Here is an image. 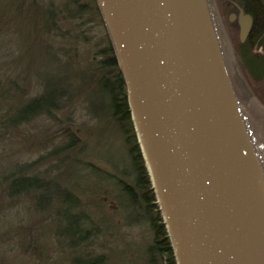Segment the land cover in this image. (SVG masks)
Masks as SVG:
<instances>
[{
    "label": "trees",
    "instance_id": "16d2710c",
    "mask_svg": "<svg viewBox=\"0 0 264 264\" xmlns=\"http://www.w3.org/2000/svg\"><path fill=\"white\" fill-rule=\"evenodd\" d=\"M206 1L209 10H218L230 40L233 77L264 122V50H254L264 42V0H233L252 21L243 43L237 40V26L226 22L225 0ZM4 3L0 19H8L17 50L7 60L9 72L0 73V132L38 120L41 148L50 147L39 159L45 172L32 173L30 163L0 177V187L5 184L3 200L10 205L16 201L24 210L27 228L18 247L31 262H46L48 240L50 246L71 252L68 264H107V258L95 250L103 246V231H108V227L101 230L96 216H103L107 205L122 225L147 229L141 264H174L131 126L125 85L96 1ZM78 116L87 123H79ZM84 134L106 147H99L98 155L110 164L109 170L83 156ZM107 138L120 142L124 157L114 154ZM79 187L99 196L105 205L96 202L86 210L76 194Z\"/></svg>",
    "mask_w": 264,
    "mask_h": 264
},
{
    "label": "water",
    "instance_id": "95a60500",
    "mask_svg": "<svg viewBox=\"0 0 264 264\" xmlns=\"http://www.w3.org/2000/svg\"><path fill=\"white\" fill-rule=\"evenodd\" d=\"M95 1L174 264H264V216L221 128L217 75L184 1ZM234 8L243 43L252 21Z\"/></svg>",
    "mask_w": 264,
    "mask_h": 264
},
{
    "label": "rangeland",
    "instance_id": "374dc122",
    "mask_svg": "<svg viewBox=\"0 0 264 264\" xmlns=\"http://www.w3.org/2000/svg\"><path fill=\"white\" fill-rule=\"evenodd\" d=\"M3 4L4 0H0ZM213 1V0H212ZM210 1V3H212ZM209 16L211 18L216 42L219 48V53L222 59L225 72L228 80L234 89H232L237 108L239 109L242 121L245 125L246 132L248 134V140L257 161L260 170L264 174V122L262 118H258L259 114L251 103L247 102L244 98L242 91L232 77L233 73V59L231 54L232 48L230 47L228 36L223 25V21L219 16L216 8L209 10L207 1L205 0ZM209 3V4H210ZM5 4V3H4ZM212 5H215L214 2ZM7 18L0 19L2 29L0 30V73L9 72V65L7 67V60L11 54L13 56L17 48L14 46L12 36L9 30V21ZM221 39H220V38ZM238 40V39H237ZM263 41V40H262ZM258 44L255 51L264 50V42ZM261 45L263 47H261ZM11 56V57H12ZM230 85V86H231ZM1 119V117H0ZM79 123H87L86 118L78 116ZM88 127V126H85ZM41 122L36 120L29 124L13 129L14 131L0 132V177L2 175L12 172L16 166L26 165L30 163L33 166L32 173L41 174L45 172L46 167L40 164V157L43 154L49 152L50 147L46 150L41 148L42 134H41ZM86 147L83 152V156L88 161L95 162L99 167L109 170L110 164L98 155L99 147L106 149L101 145H98L95 141V137L84 134ZM108 143H111L112 151L118 156L124 157V148L121 146L118 140L110 141L107 138ZM43 164V163H42ZM125 164V161H124ZM51 167V166H50ZM49 169V168H48ZM28 174H31L28 171ZM5 189V184L0 187V264H68L69 256L71 255L64 249L52 245L48 240L45 241V246L48 248L45 250L46 262H31L22 249L18 247L17 241L22 237V231L26 232L27 224L24 222V210L20 203L15 201L14 204H7L6 200H3L1 193ZM76 194L81 202L85 206L86 210L92 209V206L97 202L102 206L101 201L105 205L106 202L100 200L99 196L91 195L85 188H77ZM7 204V205H6ZM104 215L99 213L96 218V222L99 224L101 230L107 228L108 231H103V246L95 249L98 253H102L107 258V264H141L143 258V249L145 243L148 241L147 229L142 225H137L128 228L122 225L121 218L117 213L110 212V209L106 206L103 207ZM108 233V234H107Z\"/></svg>",
    "mask_w": 264,
    "mask_h": 264
},
{
    "label": "bare ground",
    "instance_id": "6f19581e",
    "mask_svg": "<svg viewBox=\"0 0 264 264\" xmlns=\"http://www.w3.org/2000/svg\"><path fill=\"white\" fill-rule=\"evenodd\" d=\"M183 1L189 22L191 24L196 23L198 36L202 39L206 52L208 51L209 53L213 71L215 70L217 75V115L219 116L221 128L224 134L227 135L231 150L235 152L236 156L234 157L240 166L244 180L248 182L249 189L256 201L255 204L261 211L262 216H264V174L257 164L246 132L233 103L232 95L223 74L209 20L204 9L203 0Z\"/></svg>",
    "mask_w": 264,
    "mask_h": 264
},
{
    "label": "flooded vegetation",
    "instance_id": "af4514ba",
    "mask_svg": "<svg viewBox=\"0 0 264 264\" xmlns=\"http://www.w3.org/2000/svg\"><path fill=\"white\" fill-rule=\"evenodd\" d=\"M225 4L227 5L229 11L226 15V22L229 24V25H233V23L235 24V22L233 21H228V17L230 15H233V13H236V10L234 8V4L237 5V3H235L233 0H225ZM236 25V24H235ZM232 77H233V74H232Z\"/></svg>",
    "mask_w": 264,
    "mask_h": 264
}]
</instances>
